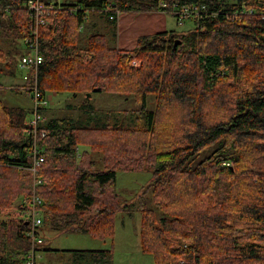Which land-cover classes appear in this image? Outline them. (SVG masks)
Wrapping results in <instances>:
<instances>
[{
	"label": "trees",
	"instance_id": "1",
	"mask_svg": "<svg viewBox=\"0 0 264 264\" xmlns=\"http://www.w3.org/2000/svg\"><path fill=\"white\" fill-rule=\"evenodd\" d=\"M26 2L0 0V63L8 69L23 54L13 42L36 29ZM176 3L205 5L209 16L187 32L118 49V13ZM263 8L264 0H76L46 16L38 27V86L56 95L40 111L37 175L28 134L34 104L23 77L10 87L27 93L32 108L0 100V264H27L29 206L16 203L33 194L42 202L37 233L44 239L76 233L111 244L57 251L68 254L67 264H114L115 220L123 212L141 215V250L155 264H264ZM93 12L105 13L106 28L83 41ZM57 94L76 112L48 118ZM94 95L131 97L137 108L125 113L133 125L114 122L116 111L98 109ZM147 170L149 184L121 198L118 173Z\"/></svg>",
	"mask_w": 264,
	"mask_h": 264
},
{
	"label": "rangeland",
	"instance_id": "2",
	"mask_svg": "<svg viewBox=\"0 0 264 264\" xmlns=\"http://www.w3.org/2000/svg\"><path fill=\"white\" fill-rule=\"evenodd\" d=\"M51 1L54 3H59L60 5L76 3V0H51ZM160 12L163 11L160 10ZM173 16H169V19L171 23L175 24V20ZM105 19H106L105 14H102L101 16L99 13L96 12L90 13L85 24V29L81 34L83 41H85V37H88L90 33L101 32V30L103 29L100 28V26H95V23ZM186 22L188 23V21H185L184 25H186L187 27L188 25L186 24ZM193 28H194V24L190 29L177 31V32H187ZM13 44L16 49L22 52V47H23L22 39H18L17 41L15 40ZM19 58H20V54L19 56H17L18 61H20ZM20 83H22V72L19 69V64L17 67L8 69L5 63H0V100H2L8 106L11 105V106H19L23 108H32V101L27 93L23 92L21 94H18L10 87L12 85L20 84ZM92 103L98 109H102V110L112 109L116 111L117 117L116 119L113 120L114 122H118L126 126L133 125V117H130L127 113H125L126 110H132V109L134 110L137 108L136 104L133 102L131 97L118 98L110 95H94L92 99ZM71 104L72 103L70 102L69 98L66 95L57 94V97L52 103L51 108L46 113L47 117L52 118L57 115L58 116L72 115V112L75 113L76 110L72 111V109H70ZM151 178H152V172L150 170L142 171V172H137V171L119 172L117 178V184L121 198L128 200L134 197L142 187L149 184ZM16 204H21V201L19 203L17 202ZM52 233L54 232H51L46 236V239L48 238L47 245H49L50 248L69 249V250H87V249L91 250V249H106L111 247L109 241H104L100 238H95V237L93 238L89 235H84V236L74 235V234L67 235L65 233H62L59 239H55ZM37 250L40 253L39 249ZM37 262L38 264H49V259L48 257L44 258L42 254H39V258ZM52 264H58L57 260H55ZM65 264H67L66 259H65ZM114 264H154V263L152 259L149 258L143 259L138 254V251L133 250L127 254H123L121 252L117 253Z\"/></svg>",
	"mask_w": 264,
	"mask_h": 264
},
{
	"label": "built area",
	"instance_id": "3",
	"mask_svg": "<svg viewBox=\"0 0 264 264\" xmlns=\"http://www.w3.org/2000/svg\"><path fill=\"white\" fill-rule=\"evenodd\" d=\"M25 7L28 9L31 19L36 23V29L33 30L28 36L22 39L23 42V54L20 57L19 69L22 72L24 84L21 89L29 92L32 97L34 108L30 114L29 119V131L28 134L34 136L35 144L32 147L29 156L33 161L31 171L37 175V167L44 161V156L41 154V148L36 143V137L40 130L41 123V109L48 107L52 101V98L56 94H50L42 92L38 86V70L39 65L43 62V56L39 52V34L38 27L45 23L44 18L50 15L52 12L61 10V6L56 5L53 2L45 0H27ZM162 11L173 14L180 25H184V22L189 19H202L209 16V11L205 5H192V6H179L177 3L173 4L170 9H167V5H162ZM249 14H254L253 10H246ZM120 13L117 14L119 16ZM260 15L264 19V8L261 10ZM134 67H139V62L134 59L132 62ZM31 83V84H30ZM30 84V86H29ZM43 136L47 135V132H42ZM34 185L42 184L43 180L35 178ZM27 205V209L24 210V216L31 225V230L28 232L29 237L32 239V250L30 251L27 259V264H38L39 252L35 248L43 244V237L37 233L38 229L43 225V217L38 207L42 204L41 199L33 194L31 197H23L21 205Z\"/></svg>",
	"mask_w": 264,
	"mask_h": 264
},
{
	"label": "crops",
	"instance_id": "4",
	"mask_svg": "<svg viewBox=\"0 0 264 264\" xmlns=\"http://www.w3.org/2000/svg\"><path fill=\"white\" fill-rule=\"evenodd\" d=\"M52 2L51 0H49ZM54 3V2H53ZM59 4V3H58ZM101 16L105 14L103 12H96ZM106 16V15H105ZM169 16H173L170 13L166 12H147V13H138V12H125L120 13L117 18V47L121 52H131L135 49L138 43V39L144 36H150L157 33H164L167 31H183L190 29L194 23V19L188 20V25H180L177 22V19L173 16L175 24L171 23ZM106 20V19H105ZM101 20L95 23V26H100L105 30L107 21ZM191 26V27H190ZM183 28V29H180ZM85 29V28H84ZM116 236L114 241L115 256L117 253L121 252L123 254L130 253L131 251H138L140 257L149 258L153 260L154 258L151 254L144 253L141 250V215L137 212L132 215L128 213H119L116 216L115 220ZM55 239H59L62 233H52ZM67 235H83L76 233H65ZM90 236V235H89ZM92 237V236H91ZM94 238V237H93ZM48 239V238H47ZM47 239H44L42 244L41 254L45 257H48L49 264H52L57 260L58 264H65V258L68 257L67 253L57 252L62 250L69 249H56L50 248L47 245ZM89 250V249H87ZM91 250H100V249H91ZM54 259V260H51ZM44 263V262H43Z\"/></svg>",
	"mask_w": 264,
	"mask_h": 264
},
{
	"label": "water",
	"instance_id": "5",
	"mask_svg": "<svg viewBox=\"0 0 264 264\" xmlns=\"http://www.w3.org/2000/svg\"><path fill=\"white\" fill-rule=\"evenodd\" d=\"M181 43L180 40H176V42L174 43V50L177 49L178 45ZM89 97L91 96V94L88 95ZM28 224V223H27Z\"/></svg>",
	"mask_w": 264,
	"mask_h": 264
}]
</instances>
